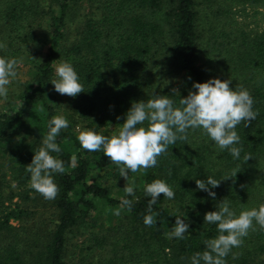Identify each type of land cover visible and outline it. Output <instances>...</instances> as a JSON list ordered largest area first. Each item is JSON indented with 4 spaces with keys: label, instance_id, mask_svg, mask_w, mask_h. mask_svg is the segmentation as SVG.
<instances>
[{
    "label": "trees",
    "instance_id": "1",
    "mask_svg": "<svg viewBox=\"0 0 264 264\" xmlns=\"http://www.w3.org/2000/svg\"><path fill=\"white\" fill-rule=\"evenodd\" d=\"M244 3L264 7V0H0V43L7 45L0 57L22 58L17 71L28 68L26 80H13L8 100L0 102V264H70V249L106 246L119 255L97 264H191L195 253L207 250L205 241L219 235L216 225L204 222L205 213L223 200L237 215L264 205V28L248 33L237 26L230 10ZM62 62L74 67L84 87L75 98L51 84ZM214 78L231 80L230 87H243L254 100L256 119L236 129L239 159L202 129H189L187 140L170 146L156 167L124 180L102 151L81 148L79 131L115 135L133 102L164 95L181 107L180 98L196 91L193 83ZM58 115L69 126L57 137L61 151L51 154L65 172L53 174L59 193L45 200L31 187L27 165ZM246 154L252 159L244 161ZM208 177L221 180L210 188L215 199L196 187ZM157 179L175 197L160 195L152 205L159 215L148 227L144 188ZM132 181L138 200L123 190ZM121 198L133 201L131 211ZM177 218L189 225L183 239L168 237ZM254 227L226 264H264V229ZM87 234L91 244L85 246ZM72 264L91 263L80 258Z\"/></svg>",
    "mask_w": 264,
    "mask_h": 264
},
{
    "label": "clouds",
    "instance_id": "2",
    "mask_svg": "<svg viewBox=\"0 0 264 264\" xmlns=\"http://www.w3.org/2000/svg\"><path fill=\"white\" fill-rule=\"evenodd\" d=\"M7 45L0 43V49H6ZM22 63L21 59H6L0 57V102L8 100V86L17 78V68ZM57 79L52 80L54 90L60 95L75 98L85 92L80 83V77L74 67L68 62H62L55 68ZM231 80L210 79L203 83H193L194 92L190 91L186 97L180 98L181 107L174 106V101L168 96L154 95L146 102H133L126 113L124 122L116 135L106 137L95 131L85 129L79 131L78 141L83 150L89 152H103L108 159L119 166L120 177L128 180L129 172H144L157 166L158 157L166 154L169 147L175 145L177 140H187L188 130L202 129L209 139L218 148L228 150L235 159L240 158L242 148L241 138L236 129L243 124L249 126L258 115L253 110L254 100L248 90L241 87L234 90L230 87ZM22 105V104H21ZM69 126V121L63 116L53 117L48 123V132L43 139V147L32 157L27 165V171L31 174V187L45 200H54L59 187L53 179V174L65 172L64 163L51 153L61 151L57 143V137L61 130ZM73 156L72 160L75 161ZM252 159L250 154L244 156V161ZM233 170L232 176H236ZM231 178V177H228ZM226 178V179H228ZM221 180L208 177L205 180L195 181L198 190L208 193L215 199V192L210 188H217ZM126 196L135 197V182L132 181L124 187ZM148 200L149 214L144 217V224L152 227L156 223L154 205L161 194L166 199H174L173 189L161 179L154 180L144 188ZM122 207L131 211L133 201L121 198ZM121 209H116L119 215ZM204 222L214 224L219 233L218 237L205 241L207 250L195 253L191 258V264H226V257L234 247L243 244V238L250 231H254V222L264 229V205L258 209L243 210L237 215L230 208L227 200L218 204V210L205 213ZM189 225L183 219L177 218L169 238L183 239L188 233Z\"/></svg>",
    "mask_w": 264,
    "mask_h": 264
},
{
    "label": "rangeland",
    "instance_id": "3",
    "mask_svg": "<svg viewBox=\"0 0 264 264\" xmlns=\"http://www.w3.org/2000/svg\"><path fill=\"white\" fill-rule=\"evenodd\" d=\"M199 6V3H198ZM202 6H199V9L201 13L203 14ZM201 14V15H202ZM230 15L234 17V19L237 22V26L241 27V29L244 32L248 33H254L256 30H261L264 28V7L258 6V7H251L249 4H241L233 6L230 10ZM199 25L201 29H206L208 26V22L206 20L200 19ZM20 82H23L26 80V77L28 75V68L27 65H23L18 69L17 71ZM171 80L176 83L177 77H172ZM112 130V129H111ZM113 132V131H112ZM116 132V131H114ZM117 133H115L116 135ZM116 187L112 186V191L116 193ZM15 200V198H13ZM98 215L103 217L104 211L98 206ZM105 225V224H104ZM105 227L98 228V234L105 233ZM81 241V239L78 240V242ZM91 244L89 241V235H86V239L84 240V245L87 246ZM92 247V246H91ZM116 253L119 255V249H109V246H106L104 249H70V252L68 251L67 259L70 260V264L78 262V259L84 258L85 262H89L91 264H97V263H104L105 259H107L112 254Z\"/></svg>",
    "mask_w": 264,
    "mask_h": 264
}]
</instances>
